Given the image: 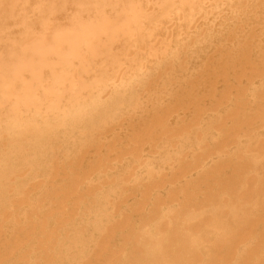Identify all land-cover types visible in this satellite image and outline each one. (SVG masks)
<instances>
[{
    "label": "bare ground",
    "instance_id": "1",
    "mask_svg": "<svg viewBox=\"0 0 264 264\" xmlns=\"http://www.w3.org/2000/svg\"><path fill=\"white\" fill-rule=\"evenodd\" d=\"M0 264H264V0H0Z\"/></svg>",
    "mask_w": 264,
    "mask_h": 264
}]
</instances>
